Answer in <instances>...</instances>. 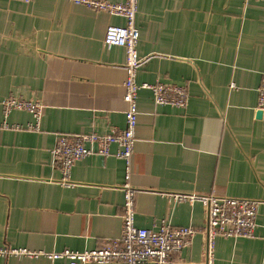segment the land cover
Masks as SVG:
<instances>
[{
	"label": "crops",
	"instance_id": "0c3cea01",
	"mask_svg": "<svg viewBox=\"0 0 264 264\" xmlns=\"http://www.w3.org/2000/svg\"><path fill=\"white\" fill-rule=\"evenodd\" d=\"M110 25L124 19L69 0H0V249L101 248L122 236L128 182L137 227L194 228L178 264H204L208 235L203 203L176 195L261 201L255 237H217L215 264H264V1L139 0L137 81L187 86L188 105H159L141 90L130 168L112 145L111 156L77 161L63 184L52 155L60 136L126 126V54L105 45ZM9 96L44 105L37 130L28 111L4 115ZM0 264L53 263L11 255Z\"/></svg>",
	"mask_w": 264,
	"mask_h": 264
},
{
	"label": "built area",
	"instance_id": "2783aa9c",
	"mask_svg": "<svg viewBox=\"0 0 264 264\" xmlns=\"http://www.w3.org/2000/svg\"><path fill=\"white\" fill-rule=\"evenodd\" d=\"M32 3L35 0H14ZM77 5L85 6L96 12H105L124 19V25H110L104 37L107 47H121L125 50V81L124 101L127 103L125 111L126 126L123 130L112 131L107 134L91 133L86 135L60 136L52 150L54 160L60 164L63 171V184H71V172L75 163L93 154L104 157L111 156L112 145L118 149L114 153L130 168L137 142V127L139 120L138 99L143 89L151 90L154 101L159 105H169L185 108L189 101V89L169 83H138V71L144 60L138 54L139 29L137 13L139 0H69ZM253 1V0H247ZM264 1V0H255ZM258 109L264 112V77L258 89ZM3 112L6 117L12 111H28L36 118V124L28 129L37 130L41 120L44 105L39 101L18 99L9 96L3 101ZM7 128L16 126L6 125ZM130 172H127V181ZM124 206L122 214V236L108 241L99 249L74 252L30 251L28 249H0V257L24 255L32 259L46 258L53 264L59 259H66L69 264H178L174 254L181 252L191 245L195 234L193 227H172L165 221L157 230L139 228L135 224L136 190L126 183L123 186ZM184 199L199 200L207 212V235L205 246V263L215 264L216 238H252L255 237L257 217L261 201L248 198H236L219 194L208 195H176V201Z\"/></svg>",
	"mask_w": 264,
	"mask_h": 264
}]
</instances>
